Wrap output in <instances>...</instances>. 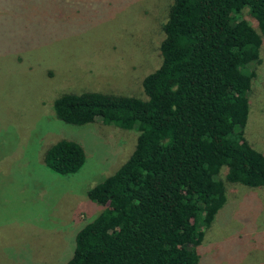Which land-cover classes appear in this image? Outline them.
Instances as JSON below:
<instances>
[{
	"label": "rangeland",
	"instance_id": "obj_1",
	"mask_svg": "<svg viewBox=\"0 0 264 264\" xmlns=\"http://www.w3.org/2000/svg\"><path fill=\"white\" fill-rule=\"evenodd\" d=\"M171 2L0 0V264H64L76 232L101 211L86 192L128 158L137 133L99 121L65 124L52 103L83 92L143 99L141 80L160 63ZM245 70L254 78L243 135L264 156V41ZM59 140L83 151L74 174L43 164ZM224 186L197 264H264V188Z\"/></svg>",
	"mask_w": 264,
	"mask_h": 264
},
{
	"label": "trees",
	"instance_id": "obj_2",
	"mask_svg": "<svg viewBox=\"0 0 264 264\" xmlns=\"http://www.w3.org/2000/svg\"><path fill=\"white\" fill-rule=\"evenodd\" d=\"M161 32L143 99L83 92L52 103L65 124L137 133L128 158L86 192L102 209L76 232L64 264H197L224 183L264 188V156L243 135L254 78L245 69L264 41V0H172ZM42 161L67 176L84 154L59 140Z\"/></svg>",
	"mask_w": 264,
	"mask_h": 264
}]
</instances>
